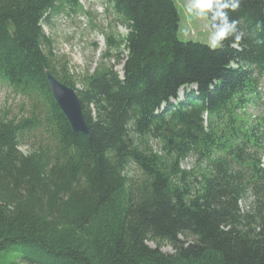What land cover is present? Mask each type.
<instances>
[{"label": "trees", "instance_id": "16d2710c", "mask_svg": "<svg viewBox=\"0 0 264 264\" xmlns=\"http://www.w3.org/2000/svg\"><path fill=\"white\" fill-rule=\"evenodd\" d=\"M103 2L127 30L102 54L122 78L102 62L75 76L54 53L43 25L78 0H0V84L23 99L0 113V264H264V170L243 167L264 136L242 118L264 76V0L225 9L244 35L215 49L178 40L174 0ZM45 70L76 91L89 138Z\"/></svg>", "mask_w": 264, "mask_h": 264}, {"label": "rangeland", "instance_id": "374dc122", "mask_svg": "<svg viewBox=\"0 0 264 264\" xmlns=\"http://www.w3.org/2000/svg\"><path fill=\"white\" fill-rule=\"evenodd\" d=\"M82 11L77 13H64L53 19L50 24H44L43 30L47 36L53 39L54 53L66 56L69 61L70 73L75 76L92 73L102 62L106 66H113L117 73H121L122 63L115 64L113 58L102 59L106 51L105 34L125 35L127 30L121 23L115 20L110 12H106V4L103 0H78ZM178 14L177 38L180 41H193L208 45L209 29L205 28V21L189 16L185 12V6L189 0H174ZM111 53H113L111 51ZM124 56V55H123ZM77 88H80L77 85ZM188 87L185 90L192 89ZM260 96L256 104H249L242 116L243 120L257 128V135L264 136V79L259 85ZM183 90L178 94V100L183 97ZM23 99L12 93L8 87L0 84V113L7 111V118H12L20 113V104ZM156 143L155 148H159ZM21 152L26 153L30 147L20 146ZM264 151V148H263ZM264 168V152L260 156ZM191 159L182 162V168L188 169ZM131 174H136L133 167ZM241 205H243L241 203ZM155 247L154 243H148ZM160 250L165 253H173V248L168 244H162ZM12 255L8 259L12 261Z\"/></svg>", "mask_w": 264, "mask_h": 264}, {"label": "clouds", "instance_id": "9594fccd", "mask_svg": "<svg viewBox=\"0 0 264 264\" xmlns=\"http://www.w3.org/2000/svg\"><path fill=\"white\" fill-rule=\"evenodd\" d=\"M241 0H189L185 12L189 16L205 21V28L209 29L208 46L212 49L222 46V41L235 34L239 41L244 35L237 32L236 21H229L225 9L235 11L239 8Z\"/></svg>", "mask_w": 264, "mask_h": 264}, {"label": "water", "instance_id": "95a60500", "mask_svg": "<svg viewBox=\"0 0 264 264\" xmlns=\"http://www.w3.org/2000/svg\"><path fill=\"white\" fill-rule=\"evenodd\" d=\"M44 75L51 96L69 123L72 132L76 135L89 138V128L76 91L72 87L59 81L48 70L44 71ZM244 166H251L253 168V174L258 170V164L256 162L247 161L244 163Z\"/></svg>", "mask_w": 264, "mask_h": 264}]
</instances>
